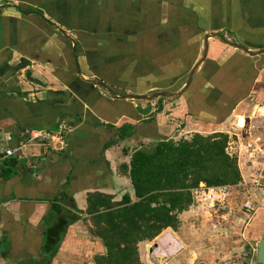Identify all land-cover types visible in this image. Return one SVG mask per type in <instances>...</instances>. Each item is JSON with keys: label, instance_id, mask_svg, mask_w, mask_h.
I'll return each instance as SVG.
<instances>
[{"label": "crops", "instance_id": "0c3cea01", "mask_svg": "<svg viewBox=\"0 0 264 264\" xmlns=\"http://www.w3.org/2000/svg\"><path fill=\"white\" fill-rule=\"evenodd\" d=\"M208 33L264 49V0H0V264H96L105 247L90 232L88 196L136 200L125 166L140 145L226 132L242 184L250 179L243 166L257 169L252 175L258 177L264 148H252L264 147L263 54L249 56L210 38L204 64L176 100L117 99L78 75L77 67L118 94L177 92ZM254 114L258 123L247 128ZM61 124L67 128L63 151L29 142L31 130ZM126 124L135 133L121 140ZM14 159L16 172L6 178ZM262 182V196L251 195L262 206L254 204L251 215L240 194L218 214L194 201L178 228L140 244L142 264H259ZM62 222L63 240L50 244L47 235Z\"/></svg>", "mask_w": 264, "mask_h": 264}, {"label": "trees", "instance_id": "16d2710c", "mask_svg": "<svg viewBox=\"0 0 264 264\" xmlns=\"http://www.w3.org/2000/svg\"><path fill=\"white\" fill-rule=\"evenodd\" d=\"M134 133L135 128L126 124L120 128L119 137L126 140ZM229 142L226 132L195 133L136 147L130 166L123 165L131 178L136 200L129 194L120 201L103 193L88 196L90 232L105 247L94 262L142 264L140 244L155 240L167 228H178L180 215L193 205L194 191L202 183L209 187L242 184L238 158L228 152ZM17 164V159L10 160L3 176L14 175ZM58 225L47 235L50 244L64 238L65 223Z\"/></svg>", "mask_w": 264, "mask_h": 264}, {"label": "built area", "instance_id": "2783aa9c", "mask_svg": "<svg viewBox=\"0 0 264 264\" xmlns=\"http://www.w3.org/2000/svg\"><path fill=\"white\" fill-rule=\"evenodd\" d=\"M66 125L61 124L55 130H45V129H33L29 133V142L34 143H43L50 146L52 149L56 151H61L66 148ZM25 144H21L23 147ZM264 147L259 145L258 151H262ZM15 152L12 148H9L6 151V155L11 156ZM264 180V169L260 170L258 177L253 181L257 186H263ZM248 185V181L244 182L242 185H225V186H217V187H209L205 184H201L199 188L194 191V201L199 202L205 206H215L216 214L221 213L225 204L227 203L229 197L233 196L234 193H241L245 200L242 205V209L249 215H251L256 208L253 204L251 196L249 192L246 191V186ZM227 214H235V210L233 208H227ZM218 223L215 222L214 226H217ZM157 264H164L163 262H159ZM166 264V263H165ZM223 264H239L238 260H228L224 261Z\"/></svg>", "mask_w": 264, "mask_h": 264}, {"label": "water", "instance_id": "95a60500", "mask_svg": "<svg viewBox=\"0 0 264 264\" xmlns=\"http://www.w3.org/2000/svg\"><path fill=\"white\" fill-rule=\"evenodd\" d=\"M61 32L65 34V31L62 29H59ZM210 38H217L221 40L222 42L236 48L243 54L249 55V56H257L260 54L264 55V49H248L246 46L242 45L239 42H236L232 40L231 38L225 37L219 33H208L203 37L202 41V53L201 57L196 64V66L193 68V70L190 72L189 76L186 79V82L184 83L183 87L178 90L177 92L173 91H167V90H156L150 93L146 94H118L116 93L109 85H107L105 82H103L100 79L97 78H84L82 73L80 72L79 68L77 67L78 70V75L79 77L83 78L84 80L97 85L99 88L102 90H105L108 94H110L112 97L117 98V99H123V100H128L131 102L135 103H146V102H151L155 99L159 98H166V99H172L176 100L180 96H182L185 91L189 88L190 84L192 83L193 78L199 71V69L202 67L204 64L206 57H207V52H208V41ZM257 260L259 264H264V234L258 243V251H257Z\"/></svg>", "mask_w": 264, "mask_h": 264}, {"label": "rangeland", "instance_id": "374dc122", "mask_svg": "<svg viewBox=\"0 0 264 264\" xmlns=\"http://www.w3.org/2000/svg\"><path fill=\"white\" fill-rule=\"evenodd\" d=\"M116 91H120V92H123L124 91V89L123 90H116ZM257 96H256V94L254 93V94H252L251 95V97L249 98V101H248V103L249 104H251V107H254L256 104H257ZM253 109V111L255 110V108H252ZM252 111V112H253ZM255 112H256V110H255ZM251 113V112H250ZM241 119V118H240ZM253 119V120H252ZM251 119V123L249 122V121H247V128H248V126L250 125V124H253L252 122L254 121L255 123H258V121H256V116H255V114H254V117ZM239 122V121H238ZM243 123H244V121L243 122H239V124L240 125H243ZM230 136V135H229ZM230 140H231V138H230ZM260 144V143H259ZM258 144V145H259ZM253 150H257L258 149V147L255 145V146H253V148H252ZM229 152H231L230 154H232V155H234V156H237V158H238V160H239V157H238V154L237 153H235L233 150H230ZM253 154H255L253 151H252V156H253ZM243 171H244V174L246 175V178L247 179H249L248 180V185L246 186V191L247 192H249V195L251 196L252 194H254L255 195V197H256V200H258V196L260 197V196H262V187L263 186H257L256 185V183H253V181L257 178V176H255V175H252V171L254 172V173H256V172H258V170L257 169H255V168H247V167H245V166H243ZM251 174V175H250ZM255 182V181H254ZM234 194H240L241 196H243L241 193H239V192H236V193H234ZM258 195V196H257ZM254 198V196L253 197H251V199H253ZM254 203L253 204H255L256 206H258V205H260V206H262L261 205V203H259V202H255L254 201V199L252 200ZM201 205V206H200ZM199 206L202 208V206H205V205H202V204H200ZM198 206V207H199ZM239 261V260H238ZM239 264H241L240 262H239Z\"/></svg>", "mask_w": 264, "mask_h": 264}]
</instances>
